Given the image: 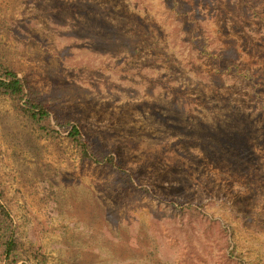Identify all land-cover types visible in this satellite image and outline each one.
<instances>
[{
    "label": "rangeland",
    "instance_id": "obj_1",
    "mask_svg": "<svg viewBox=\"0 0 264 264\" xmlns=\"http://www.w3.org/2000/svg\"><path fill=\"white\" fill-rule=\"evenodd\" d=\"M179 1L176 12L171 0H0V66L51 113L38 124L0 94V191L14 223L0 216V233L13 226L21 248L14 263L0 244V264H264V104L193 40L220 55L235 45L264 91V22L243 11L264 17V0ZM57 120L80 123L135 183L84 160ZM244 130L247 166L222 140Z\"/></svg>",
    "mask_w": 264,
    "mask_h": 264
},
{
    "label": "trees",
    "instance_id": "obj_2",
    "mask_svg": "<svg viewBox=\"0 0 264 264\" xmlns=\"http://www.w3.org/2000/svg\"><path fill=\"white\" fill-rule=\"evenodd\" d=\"M180 1L179 0H171V8L176 12L180 9ZM244 14L247 17H251L252 15L256 18L262 20L264 22V17L260 11L255 9L252 6H246L243 8ZM100 18V23H103L104 26L108 27L106 19L103 15L98 16ZM194 21V20H192ZM191 22V20H190ZM195 22L190 23V25H194ZM195 39L200 44V53L214 62V68L217 74L222 75H231L235 74V76L240 81H248L253 85L254 95L255 98L264 104V98H262L261 94L263 91L262 84L257 83L256 77L253 74L252 70L249 68H242L240 65L235 63V58H239L238 51L235 45H231L226 50L223 51V54L220 55L216 50L210 49V42L209 39L203 36L195 35ZM201 37V38H197ZM199 40V41H198ZM237 54V56H236ZM27 81L24 78H21L16 72L0 66V94H4L10 96L16 102V108L25 116L29 117L33 121L38 124L42 122H46L51 113L48 109L43 106L41 103L34 101L29 93ZM58 127L62 130L68 131V138L79 148L81 152V156L84 160H88L96 165L100 166H111L119 175V177L131 184L135 183V175L130 170L126 169L118 160L116 155L114 154H100L94 149V145L91 141L86 139L83 134V130L81 124L78 122H65L60 123L57 120ZM41 129L51 136H60V131L54 130L51 128H47L46 126H41ZM250 134H248L247 130H244L240 133H225L222 137V140L225 144L226 148H230V151L235 154V157L238 159V164L242 166H247L250 162H255V156L253 154L252 146L249 142ZM142 190L146 193L151 192L148 188L144 187ZM150 194V193H149ZM155 198L158 200H162L157 195H154ZM4 195L3 192L0 191V216L7 221L13 223L12 215L10 214L7 206L3 201ZM177 210L181 211H192L198 212L199 209L195 208L194 206L188 205H179V204H172ZM0 244H2L4 253L3 256L5 260L9 261L12 258L13 262L16 263L17 259L19 258L17 254L20 252V242L16 237V232L14 227L7 224L6 230L4 235L0 233ZM29 250L33 253L34 258H44L40 252L35 251L33 247H30ZM27 264V263H24ZM238 264H244L243 261H238Z\"/></svg>",
    "mask_w": 264,
    "mask_h": 264
}]
</instances>
